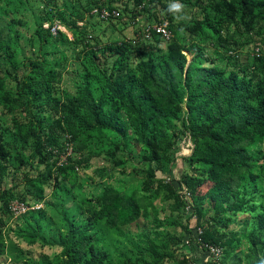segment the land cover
I'll return each mask as SVG.
<instances>
[{
  "label": "trees",
  "instance_id": "obj_1",
  "mask_svg": "<svg viewBox=\"0 0 264 264\" xmlns=\"http://www.w3.org/2000/svg\"><path fill=\"white\" fill-rule=\"evenodd\" d=\"M104 7L133 26L163 14L174 36L147 40L141 27L103 44L88 26L115 20L93 13ZM184 7L201 15L184 19ZM250 43L264 47V0H0V109L12 119L0 122V264H204L202 242L235 264L243 240L264 255V49L242 63ZM187 138L191 172L176 178ZM95 157L109 166L82 175ZM130 165L140 178L127 192L110 180ZM14 201L43 206L15 216ZM240 213L241 230L227 231ZM21 242L54 251L33 256Z\"/></svg>",
  "mask_w": 264,
  "mask_h": 264
},
{
  "label": "rangeland",
  "instance_id": "obj_2",
  "mask_svg": "<svg viewBox=\"0 0 264 264\" xmlns=\"http://www.w3.org/2000/svg\"><path fill=\"white\" fill-rule=\"evenodd\" d=\"M124 1H126V0H124ZM56 2L59 4H62L63 0H56ZM173 3H179V2H173ZM36 8L37 9H35V13H28L29 24L27 26L20 27L22 32L25 35H30L33 32V30L36 26V23H35L36 22V20H35L36 16L40 15V11L43 8V5L37 6ZM195 11L197 12L196 13L197 15H199V16L201 15L200 14L201 10L198 8L191 9L189 7H184L183 12L181 14V17H183L184 19H190L194 15ZM159 18H164L163 14H159ZM154 19L155 18H153L152 21H155ZM164 19H167V18H164ZM127 21H129V20L127 18H125L123 20L117 19V20H114L113 22H108V21L99 20L97 17H95V18L89 20L90 24H89L88 28L90 30L91 35H93L95 37V39L99 40L103 44L109 43V42H112L115 40L121 41L123 39L134 38L135 36H137V34H136L138 32L137 29L144 26V22L142 20L140 22H138V24H136L135 26H132L131 23H129ZM46 25L47 24H45V26ZM61 29L65 32H67L68 36L71 39H73V33L71 31H69L64 26H61ZM135 31H137V32H135ZM257 41H260V40L257 39ZM93 42H94V40H93ZM252 43H250V45H247V46L241 48L239 58L241 59L242 63H247L248 59L251 58V56H252L251 55V49L256 47V44H252ZM259 45H261V44H259ZM161 46L163 48H165L166 43L162 41ZM78 49H80V48H78L77 46L74 45L72 50H68V53L72 54L74 51H78ZM248 49H249V52H248ZM192 56H193L192 54L188 53V60L189 61L192 59ZM73 58H75V56L74 57L72 56V59ZM72 59H71V61H72ZM72 62H73V65L70 64V67L68 68V70H65L63 73L62 86H65L68 89L73 88V79L75 78V74L73 72V69H74V64H75L76 60L74 59ZM183 104L185 106V103H183ZM2 119H4L8 125H12L11 117H9L8 114L2 112L0 109V122L2 121ZM179 147H180V149L176 153V156L178 158H177L176 164L174 166L175 168L173 169V175L176 178H179L181 176L182 171H190L191 172V167L188 165V163H186L185 160H183V158L181 156H189L194 151V144L191 142V140L189 138L184 139L181 142ZM129 149H132V147H130ZM135 160L138 161V156L135 158ZM91 163H92V165L90 166L89 169L81 171L82 175L83 174L84 175L85 174L94 175L95 168L103 167V166H109V163L106 160H104L103 158H98V157L92 158ZM132 167L133 166L130 165L126 168V170L121 169V168L116 169L115 177L110 181L116 187H123L124 190H126L127 192H131L134 187H137L139 185V178H140V176H138L136 178V174L133 171ZM262 184H264V181L262 182ZM94 191L97 192L98 190H94ZM203 191H205V190H203ZM47 192L50 193V189H47ZM159 204H161V203H159ZM39 206L41 207V206H43V204L40 203ZM246 215H247L246 213H240L238 215V218H239L238 223L231 224L229 226V228L226 230L230 231V230H235V229L241 228V226H243L241 223L245 219ZM9 223L13 226L16 225L15 221H9ZM193 223H194V221H193ZM176 231L177 232L181 231V228L178 227ZM20 244L28 252H30L31 255H33V256H39L42 252L50 253L51 251H54V249H50L49 247H41V245L39 243H37L35 245H28L25 242H21ZM242 246H244V245L242 244ZM242 246H241V248H242ZM233 247H234V253H232L233 255H230V257L237 256L241 259H244L247 262H251L252 264H258V262H259L258 258L259 257L264 258V255H262L260 246L258 248H256V250L254 249V250L249 251L248 258L246 257V253H245L246 248H245V250H241L240 245H237V243H234ZM55 250H56V248H55ZM185 254L189 256V257H187L188 259L191 258V256L194 257L193 254L190 252L189 247H184L183 249L178 250V256L179 257L182 258V256ZM0 259L2 260L4 258L2 257ZM167 264H170V261H167Z\"/></svg>",
  "mask_w": 264,
  "mask_h": 264
},
{
  "label": "built area",
  "instance_id": "obj_3",
  "mask_svg": "<svg viewBox=\"0 0 264 264\" xmlns=\"http://www.w3.org/2000/svg\"><path fill=\"white\" fill-rule=\"evenodd\" d=\"M100 13V18L104 20H109L110 17L114 18L115 20L118 19V17L121 16V11L119 9H115L113 11L109 10L108 8H103V9H95L93 11ZM142 36L150 40L153 38L154 33L160 34L165 41H170L174 34L172 30L170 29L169 26V21L168 19H162L161 21L157 22H146L145 26L142 28ZM137 38V37H135ZM254 53L259 56L261 54V49L260 47H257L254 50ZM71 153V150L68 151V154ZM66 160L65 155H61V160L60 163H63V161ZM184 193L186 194V197L189 198L190 192L188 191L187 188L184 189ZM11 210L13 214L15 215H20L23 212H26L30 208H40L39 204H36L34 206H29L25 203H20L18 201H14L11 203ZM42 207V206H41ZM190 209V206L188 205L187 207ZM202 229H199V233L201 234ZM201 248H204L206 251V262L208 264H224L223 263V255H224V248L221 245L214 244V243H208V242H202L201 243ZM211 262V263H210Z\"/></svg>",
  "mask_w": 264,
  "mask_h": 264
},
{
  "label": "clouds",
  "instance_id": "obj_4",
  "mask_svg": "<svg viewBox=\"0 0 264 264\" xmlns=\"http://www.w3.org/2000/svg\"><path fill=\"white\" fill-rule=\"evenodd\" d=\"M104 8H106V7H104ZM181 9V5L179 4V3H173L172 5H170V10H172V11H179ZM119 10H120V8H119ZM94 13V12H93ZM140 19V18H139ZM153 22H157V21H153ZM47 25H46V27H48L49 25H48V23H46ZM80 24H82V22L80 23ZM131 25L133 26L134 24H132L131 23ZM61 26H63L62 24H60V23H56L53 27H52V31H53V33H57V31L60 29V30H62L61 29ZM65 27V26H64ZM66 28V27H65ZM63 31V30H62ZM67 33V32H66ZM135 37H137V38H139V35L137 34V36H135ZM257 47H260V49H261V54H262V50L264 49V47H262L261 45H256V47H254V48H252V51H251V55L253 56V55H255V56H257L255 53H254V50L257 48ZM260 54V55H261ZM259 55V56H260ZM36 204H38V203H36ZM35 203H33L31 206H34V205H36ZM43 204V203H42ZM15 215V214H14ZM15 216H19V215H15Z\"/></svg>",
  "mask_w": 264,
  "mask_h": 264
},
{
  "label": "crops",
  "instance_id": "obj_5",
  "mask_svg": "<svg viewBox=\"0 0 264 264\" xmlns=\"http://www.w3.org/2000/svg\"><path fill=\"white\" fill-rule=\"evenodd\" d=\"M243 226H241V228H242ZM241 228H239V229H235L236 231H240L241 230ZM243 245L244 246H242V248H241V250H245V248H246V257H247V255H248V251H249V246H250V244L249 243H247L245 240L243 241ZM246 246V247H245ZM241 247V246H240ZM245 257V258H246ZM206 256H204L203 257V263L204 264H208L207 262H206ZM232 260H234V262H235V264H252L251 262H247V261H245L244 259H241V258H239V257H237V256H234V259H232ZM258 260H259V262H258V264H263L264 262H262V261H260V259L258 258ZM231 261V260H230ZM262 262V263H261ZM233 264V263H232Z\"/></svg>",
  "mask_w": 264,
  "mask_h": 264
}]
</instances>
